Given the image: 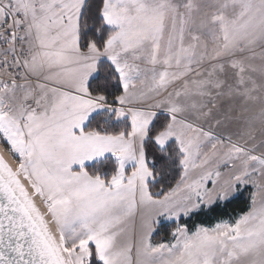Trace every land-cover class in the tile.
I'll return each instance as SVG.
<instances>
[{
	"label": "snow or ice",
	"instance_id": "1",
	"mask_svg": "<svg viewBox=\"0 0 264 264\" xmlns=\"http://www.w3.org/2000/svg\"><path fill=\"white\" fill-rule=\"evenodd\" d=\"M0 264H264V0H0Z\"/></svg>",
	"mask_w": 264,
	"mask_h": 264
},
{
	"label": "trees",
	"instance_id": "2",
	"mask_svg": "<svg viewBox=\"0 0 264 264\" xmlns=\"http://www.w3.org/2000/svg\"><path fill=\"white\" fill-rule=\"evenodd\" d=\"M175 180L169 178V180L165 181V187L169 186L170 184H174ZM156 191L157 189H153ZM250 193L251 188L249 187L246 191H243L241 195L235 198L230 204L227 206H221L215 213L211 214V216H198L192 217L191 219H185L181 222L188 223L189 227L193 225L205 223L206 225L214 224L217 219H231L238 217L239 214H242L249 209L250 205ZM175 227L174 224H168L164 227L159 228L157 232L154 233L152 236V240L154 243L167 241L170 239V233L172 229Z\"/></svg>",
	"mask_w": 264,
	"mask_h": 264
},
{
	"label": "rangeland",
	"instance_id": "3",
	"mask_svg": "<svg viewBox=\"0 0 264 264\" xmlns=\"http://www.w3.org/2000/svg\"><path fill=\"white\" fill-rule=\"evenodd\" d=\"M165 223V225H168L169 223L168 222H164ZM154 235V234H153Z\"/></svg>",
	"mask_w": 264,
	"mask_h": 264
},
{
	"label": "crops",
	"instance_id": "4",
	"mask_svg": "<svg viewBox=\"0 0 264 264\" xmlns=\"http://www.w3.org/2000/svg\"><path fill=\"white\" fill-rule=\"evenodd\" d=\"M251 188V187H250ZM253 191V189L251 188V192Z\"/></svg>",
	"mask_w": 264,
	"mask_h": 264
}]
</instances>
